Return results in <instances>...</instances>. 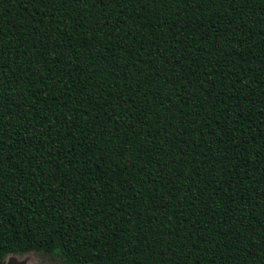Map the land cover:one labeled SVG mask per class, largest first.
Masks as SVG:
<instances>
[{
	"label": "trees",
	"instance_id": "obj_1",
	"mask_svg": "<svg viewBox=\"0 0 264 264\" xmlns=\"http://www.w3.org/2000/svg\"><path fill=\"white\" fill-rule=\"evenodd\" d=\"M264 264V0H0V264Z\"/></svg>",
	"mask_w": 264,
	"mask_h": 264
},
{
	"label": "rangeland",
	"instance_id": "obj_2",
	"mask_svg": "<svg viewBox=\"0 0 264 264\" xmlns=\"http://www.w3.org/2000/svg\"><path fill=\"white\" fill-rule=\"evenodd\" d=\"M15 257L18 260H23L25 259V257H31V264H40L41 260L48 261V264H51L52 261H55V264H61L58 258L44 255V253L42 252L39 255H37L36 252H29L22 255H15Z\"/></svg>",
	"mask_w": 264,
	"mask_h": 264
},
{
	"label": "snow or ice",
	"instance_id": "obj_3",
	"mask_svg": "<svg viewBox=\"0 0 264 264\" xmlns=\"http://www.w3.org/2000/svg\"><path fill=\"white\" fill-rule=\"evenodd\" d=\"M42 250L37 249L36 254L39 255ZM44 255H48L47 253H44ZM31 257H25L23 260H18L15 256L10 257L8 264H31ZM40 264H48V261L41 260ZM51 264H55V261H52Z\"/></svg>",
	"mask_w": 264,
	"mask_h": 264
},
{
	"label": "water",
	"instance_id": "obj_4",
	"mask_svg": "<svg viewBox=\"0 0 264 264\" xmlns=\"http://www.w3.org/2000/svg\"><path fill=\"white\" fill-rule=\"evenodd\" d=\"M10 257H12V256H9V257L6 259L5 264H8Z\"/></svg>",
	"mask_w": 264,
	"mask_h": 264
}]
</instances>
